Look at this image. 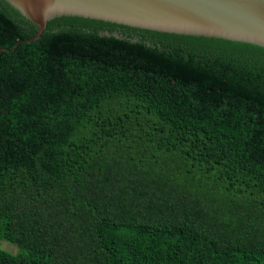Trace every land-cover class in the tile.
<instances>
[{"label": "trees", "instance_id": "16d2710c", "mask_svg": "<svg viewBox=\"0 0 264 264\" xmlns=\"http://www.w3.org/2000/svg\"><path fill=\"white\" fill-rule=\"evenodd\" d=\"M35 32L0 0V264H264V47Z\"/></svg>", "mask_w": 264, "mask_h": 264}, {"label": "water", "instance_id": "95a60500", "mask_svg": "<svg viewBox=\"0 0 264 264\" xmlns=\"http://www.w3.org/2000/svg\"><path fill=\"white\" fill-rule=\"evenodd\" d=\"M5 1L36 26L32 36L19 42L38 39L46 21L54 17L78 16L140 29L220 38L264 47V0ZM102 34L124 37L118 32Z\"/></svg>", "mask_w": 264, "mask_h": 264}, {"label": "rangeland", "instance_id": "374dc122", "mask_svg": "<svg viewBox=\"0 0 264 264\" xmlns=\"http://www.w3.org/2000/svg\"><path fill=\"white\" fill-rule=\"evenodd\" d=\"M0 248L6 250L10 253H15L17 248L15 245L6 242L5 240H0Z\"/></svg>", "mask_w": 264, "mask_h": 264}]
</instances>
